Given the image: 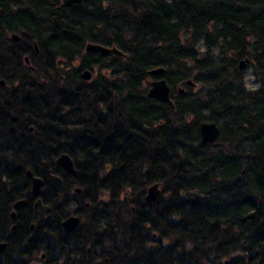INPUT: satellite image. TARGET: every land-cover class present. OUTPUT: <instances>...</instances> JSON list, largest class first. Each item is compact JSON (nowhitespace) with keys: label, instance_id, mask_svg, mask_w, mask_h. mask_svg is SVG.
Segmentation results:
<instances>
[{"label":"trees","instance_id":"trees-1","mask_svg":"<svg viewBox=\"0 0 264 264\" xmlns=\"http://www.w3.org/2000/svg\"><path fill=\"white\" fill-rule=\"evenodd\" d=\"M0 80V264H264V0H0Z\"/></svg>","mask_w":264,"mask_h":264},{"label":"water","instance_id":"water-1","mask_svg":"<svg viewBox=\"0 0 264 264\" xmlns=\"http://www.w3.org/2000/svg\"><path fill=\"white\" fill-rule=\"evenodd\" d=\"M82 0H62V3L64 5H71V4H78L81 3ZM12 40L18 41L19 36L15 33L11 35ZM85 49L87 52H95V53H101V54H116L119 56H122L123 53L117 49L115 46H104L101 44L97 43H91L88 42L85 46ZM25 63H28V58H24ZM248 59H242L239 62V68L244 69L246 62ZM165 68L163 67H156L154 69L150 70V74H153L159 78L151 81L150 86L147 91V95L150 98H154L163 102H171L170 98V86L165 80V78L161 77L164 74ZM81 77L84 80H90L91 78V72L89 70H85L82 72ZM188 84L193 85L191 80L187 81ZM0 83L3 84L4 82L0 80ZM180 93L184 92L183 88L179 89ZM199 132H200V143L201 144H207V143H214L215 141L218 140L219 135H220V128L219 125L216 122L213 121H202L199 124ZM56 163L67 173H73L74 172V163L72 158L66 154V153H61L58 155L56 159ZM27 175L30 178L31 181V186H30V193L32 197L35 198L34 201V206L37 208V215L39 221H43L46 217V213L48 210V205L44 204L42 199H41V190H42V185H43V180L42 178L38 176H34L33 172L30 169H27ZM49 184L50 187L52 188L53 191L59 192L63 186V180L62 178L57 175V174H51L49 176ZM76 192H79L80 189L76 188ZM160 186L159 183H154L150 185L147 188L145 199L149 202H155L157 198L160 195ZM25 200L20 199L17 200L13 204V210L11 212V218L13 219L16 215V210H18L23 204ZM80 219L76 215H69L66 218H64L61 222L62 228L66 231H73L74 229L77 228L79 225ZM31 229H33V225L31 226ZM6 248V243L5 242H0V252H3Z\"/></svg>","mask_w":264,"mask_h":264},{"label":"rangeland","instance_id":"rangeland-1","mask_svg":"<svg viewBox=\"0 0 264 264\" xmlns=\"http://www.w3.org/2000/svg\"><path fill=\"white\" fill-rule=\"evenodd\" d=\"M246 67V65H245ZM245 81H246V85L249 88V86L257 88L259 86V82L253 77L252 73H251V68H247L245 69ZM33 263H38L36 261H32ZM32 262H30L29 264H32Z\"/></svg>","mask_w":264,"mask_h":264},{"label":"clouds","instance_id":"clouds-1","mask_svg":"<svg viewBox=\"0 0 264 264\" xmlns=\"http://www.w3.org/2000/svg\"><path fill=\"white\" fill-rule=\"evenodd\" d=\"M250 90L255 91L256 88L249 86Z\"/></svg>","mask_w":264,"mask_h":264},{"label":"flooded vegetation","instance_id":"flooded-vegetation-1","mask_svg":"<svg viewBox=\"0 0 264 264\" xmlns=\"http://www.w3.org/2000/svg\"><path fill=\"white\" fill-rule=\"evenodd\" d=\"M31 230H32V229H31ZM0 242H3V241H0ZM5 243H6V242H5ZM6 247H7V243H6ZM5 249H6V248H5ZM4 251H5V250H4ZM4 251H3V252H4ZM33 264H37V263H33Z\"/></svg>","mask_w":264,"mask_h":264}]
</instances>
